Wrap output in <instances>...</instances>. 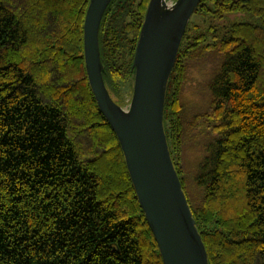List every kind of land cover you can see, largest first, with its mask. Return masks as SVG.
I'll return each mask as SVG.
<instances>
[{
  "label": "trees",
  "instance_id": "trees-1",
  "mask_svg": "<svg viewBox=\"0 0 264 264\" xmlns=\"http://www.w3.org/2000/svg\"><path fill=\"white\" fill-rule=\"evenodd\" d=\"M149 2L112 0L100 26L104 81L123 107ZM89 4L0 0V264H164L88 80ZM196 64L213 68L209 107L190 115L183 91ZM164 129L209 264H264V0H201ZM194 133L204 153L187 172Z\"/></svg>",
  "mask_w": 264,
  "mask_h": 264
},
{
  "label": "water",
  "instance_id": "water-1",
  "mask_svg": "<svg viewBox=\"0 0 264 264\" xmlns=\"http://www.w3.org/2000/svg\"><path fill=\"white\" fill-rule=\"evenodd\" d=\"M111 2L90 0L86 13L84 58L90 86L119 139L164 264H209L164 129L168 82L201 0H150L134 56L133 89L126 107L114 101L104 81L99 34Z\"/></svg>",
  "mask_w": 264,
  "mask_h": 264
},
{
  "label": "rangeland",
  "instance_id": "rangeland-1",
  "mask_svg": "<svg viewBox=\"0 0 264 264\" xmlns=\"http://www.w3.org/2000/svg\"><path fill=\"white\" fill-rule=\"evenodd\" d=\"M230 19L237 22L259 23L258 19L249 14L232 15ZM206 65L196 64L189 69L187 82L183 91V101L190 115L204 113L209 107V94L205 85L209 80L213 68ZM122 90L129 98L131 97V90L128 85H123ZM194 135L192 137L193 140L186 142L183 150V164L187 172H193L196 169L199 159L204 153L202 144H199L197 135L195 133Z\"/></svg>",
  "mask_w": 264,
  "mask_h": 264
}]
</instances>
